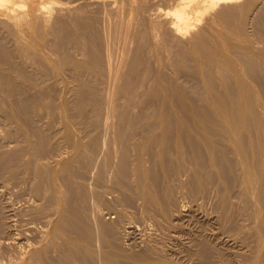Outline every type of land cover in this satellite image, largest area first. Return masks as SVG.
Segmentation results:
<instances>
[{
    "label": "bare ground",
    "instance_id": "obj_1",
    "mask_svg": "<svg viewBox=\"0 0 264 264\" xmlns=\"http://www.w3.org/2000/svg\"><path fill=\"white\" fill-rule=\"evenodd\" d=\"M144 1L0 0V64L6 68L0 114L31 135L27 152L34 168L29 164L26 171L33 169V208L41 223L35 230L47 245L40 250L32 241L28 264L45 263L50 252L57 253V264H179L171 256L181 244L194 264H220L208 227L189 242L182 224L198 217L197 205L211 189L221 190L216 196L226 222L220 225L228 227L233 244L249 235L243 218V225L237 221L252 220L248 232L255 243L246 247L252 254L241 256L244 264H264V0H171L167 9ZM216 27L219 38L212 33ZM164 44L169 53L184 50L181 57L174 49L178 56L168 61L176 80L184 72L189 78L173 88L176 94L168 90L172 103L159 106L145 76L152 45ZM221 47L243 74L234 71L239 66L231 70ZM207 62L219 75L214 68L207 73ZM196 64L208 68L202 87ZM174 151L181 159H173ZM218 179L223 189L212 186ZM186 197L191 203L200 198L198 212L186 209ZM233 205L241 214L235 224ZM149 227L169 228L168 241L159 231L145 235ZM139 229L143 234L134 237ZM186 234L188 243L182 242Z\"/></svg>",
    "mask_w": 264,
    "mask_h": 264
},
{
    "label": "rangeland",
    "instance_id": "obj_2",
    "mask_svg": "<svg viewBox=\"0 0 264 264\" xmlns=\"http://www.w3.org/2000/svg\"><path fill=\"white\" fill-rule=\"evenodd\" d=\"M145 1H148V0H145ZM144 1V2H145ZM150 1V0H149ZM152 1V0H151ZM169 1V2H168ZM170 1L171 0H153V2H155V3H153V5H152V7L154 8V9H156V7H157V9L159 8H161V9H167L168 7H169V5L171 4V6L170 7H173L174 5L172 4L173 2V0L171 1V3H170ZM159 2H161V3H159ZM154 4L155 5H157V6H154ZM161 5V6H160ZM173 5V6H172ZM160 6V7H159ZM169 7V8H170ZM1 22L2 21H0V32H1ZM218 22V21H217ZM3 23V22H2ZM219 26V25H218ZM217 26V27H218ZM217 27L214 29L215 30V32L213 31L212 33L214 34V33H216L217 32V34H216V36L218 35V38L219 37H221V32L219 31V29L217 30ZM2 29H3V27H2ZM218 32H220V34L218 33ZM215 35V34H214ZM136 42V41H135ZM11 42H9V44H10ZM12 47L14 46V43L13 44H10ZM165 45V46H164ZM164 45H161L160 47H162L161 49H160V47L158 48V46H156L155 48H154V46L152 45V47H153V49H154V51H155V53H154V51L152 50V53H150V57L148 58V59H152V60H150L149 61V67H151V68H149L148 69V71L150 72H148L146 75L147 76H145V77H147V79L145 78V82H147L146 83V85L148 86V85H152L153 87H154V89L152 88V86H150V94L153 96V99L152 100H154L153 101V103L155 104V103H157L156 105H158L159 104V106H160V103H161V100H166V101H163L164 103H166V102H170V103H172V100H173V98H174V96H172V94L174 93V94H176L175 92V90H177L178 89V87H179V83L182 85V84H185V82L186 81H184V80H186V78H187V80H188V78L189 77H187L186 76V74H185V72L183 73V74H181V78L180 77H178L177 78V80H176V76L175 75H173V74H175V65H174V62H173V64H172V62L171 61H168V60H173L172 59V57L173 56H178L177 54L179 53V56H181L182 57V55L184 54V50L183 49H178V52L176 51V49L177 48H174L173 47V51H172V53H171V51H170V53H169V50H167V46L166 45H168V44H164ZM134 46V45H133ZM170 47V45L168 46V49H170L169 48ZM164 48H166V49H164ZM171 48H172V46H171ZM174 49H175V51L177 52V54H175L176 52L174 51ZM162 50V51H161ZM167 50V51H166ZM221 50H222V52H223V55L225 56V58H226V62L227 63H229V67L231 68V66L234 68V67H238V68H234V71L236 70V71H241V73L243 74V71L241 70L242 69V67H241V65H239V63L237 64L234 60V62L236 63V65L235 64H233L232 65V59H231V57H230V55H228L227 53V51H226V48L225 47H221ZM181 51H183V54H182V52H181V54H180V52ZM211 52H212V50H211ZM160 53V54H159ZM165 53V54H164ZM169 53V54H168ZM156 55V56H155ZM165 55V56H164ZM194 55H196L195 57L198 59V58H201V56H200V54H198V56H197V54H193V56H192V58L194 57ZM172 56V57H171ZM175 56V57H176ZM160 58L162 61H160V59H158V58ZM166 57V58H165ZM175 57H174V59H175ZM130 59H132L131 57L129 58V62H127L128 64L130 63ZM160 61V63H159V61ZM201 60V59H200ZM164 61V62H163ZM175 61V60H174ZM161 62H162V66L160 65L161 64ZM233 62V63H234ZM169 63H171V64H169ZM208 64L207 65H209V66H207L206 65V67H208L209 68V71H208V68H206V70H204L205 69V65L203 66V65H201V67L200 66H198L197 64V66L200 68L199 69V71L197 72V69H198V67H196L197 69H196V73H195V81H198L197 82V85H199V86H203L201 83H203V84H205L206 83V77H204L205 75L207 76V73H209L213 68V70H216V67L215 66H217L216 64H213L212 62H207ZM231 63V64H230ZM166 66H165V65ZM211 64H212V66H211ZM0 65H2V66H0L1 68L3 67L4 68V70L3 69H1L0 71V73H3V72H5L6 71V68L4 67V64H0ZM168 65H169V67H170V65H171V67L170 68H168ZM6 66V65H5ZM153 66H155L154 68H153ZM214 66V67H213ZM167 67V68H166ZM165 68V69H164ZM233 68H231V70H233ZM154 70V71H152V70ZM164 69V73H166L165 75H167V73L168 74H170L171 72V74L170 75H167V76H164V73L162 72V70ZM169 69V70H168ZM203 70V71H200V70ZM168 70V71H167ZM167 71V72H166ZM208 71V72H207ZM234 71H232L233 72V76H234V78L237 76V75H234L235 73H234ZM235 71V72H236ZM154 72V73H153ZM201 72H203L202 74H201ZM207 72V73H206ZM213 73H214V71H212ZM217 72V70L215 71V73ZM152 73H153V75H152ZM197 73H200V74H197ZM205 73V74H204ZM218 73V75H219V72H217ZM236 73H238V72H236ZM240 73V74H241ZM156 74H158L157 75V77H156ZM197 74V75H196ZM151 75V76H150ZM172 75V76H171ZM201 77H200V76ZM204 75V76H203ZM217 74H216V79H218V81L220 80V78H219V76H218ZM238 75H239V73H238ZM149 76V77H148ZM162 76H164V77H162ZM218 76V77H217ZM159 77V78H158ZM165 77H169L168 79L166 78L165 79ZM239 77H242V76H239ZM155 79V80H154ZM161 81H160V80ZM183 80L184 81V83H183V81L181 82L180 80ZM200 79V80H199ZM204 79V80H203ZM148 80V81H147ZM150 80V81H149ZM156 81L155 83L157 84V85H154V81ZM164 80H167V81H164ZM170 80V81H169ZM200 81H202V82H200ZM217 81V83H219ZM153 82V83H152ZM165 82H167V85H166V83ZM170 82H172V83H170ZM175 84H174V83ZM220 82H221V80H220ZM151 83V84H150ZM168 83H170V87H168ZM177 83H178V85H177ZM165 84V85H164ZM160 85V86H159ZM147 86H145V88L147 89L148 87ZM173 86V87H172ZM177 86V87H176ZM165 87L167 88V92L169 93L170 91H168L169 89H171V92L173 91V93L171 94V92L169 93V95L167 96V92H166V89H165ZM174 87H176L175 89H173ZM156 88V89H155ZM160 88V89H159ZM163 90H162V89ZM144 89V88H143ZM142 89V90H143ZM145 89V90H146ZM149 89V88H148ZM142 90H140L141 92H142ZM155 92V94H154V92ZM158 91H162L161 93H162V95L161 94H156V93H160V92H158ZM166 92V93H164V92ZM175 91V92H174ZM163 93L165 94V95H163ZM171 94V95H170ZM156 95H160V96H158V97H161V98H159V100H158V97L156 96ZM164 96V97H163ZM166 96V97H165ZM162 97H163V99H162ZM171 97V98H170ZM157 98V99H156ZM121 101H123V99H119V101L118 102H120V103H122L123 104V102H121ZM156 101V102H155ZM160 101V102H159ZM166 105H169V104H166ZM170 106V105H169ZM172 111L174 112V111H176V108H173L172 109ZM3 115V114H2ZM0 116H1V114H0ZM1 118V120H0V264H28V262H29V259L31 258L30 256L33 254V250H34V248L33 247H35V245H33V247H32V245H31V242L32 241H34V242H32L33 244L35 243V242H38L39 241V243L37 244V243H35L36 244V246H39L40 245V243H41V245L38 247V248H40V250L42 249L41 248V246L44 248H47V245L45 246V243L44 242H41L40 240H42L41 238H40V232H38V231H36L35 230V226L36 227H38L37 225H41V223H40V219H39V216L37 217L36 216V210H35V208H33V207H35L34 205H35V198H34V195L32 194V184H33V177H32V172H33V169L31 170L32 172H30V174H29V172L28 171H26V169L27 168H31L30 166L32 165L33 166V168H34V164H31L33 161H30V160H32V158L30 159V156H29V154H28V152L27 151H29L30 152V150H29V148L31 149V146H30V140H29V138L31 137V135L29 134V136L28 135H26V136H24L25 135V132H27V131H23V130H26L25 129V127H23L24 129H22L21 127V129L19 128V126L20 125H17V124H15V123H20V122H18V120L17 119H14L13 121H11L10 120V118H7V119H9L10 120V122L8 121V120H6L5 118V116H1L0 117ZM55 119H57V118H55ZM6 120V121H5ZM57 120H59V119H57ZM56 120V121H57ZM8 121V122H7ZM14 124V125H12V123ZM8 123V124H7ZM22 123V122H21ZM58 123V122H57ZM10 124V125H9ZM9 127H8V126ZM13 128V129H12ZM10 129V130H9ZM19 130V131H18ZM9 131V132H8ZM18 131V132H17ZM23 131V132H22ZM10 132H12V134H9ZM20 132V133H19ZM6 133H8V134H6ZM15 133V134H14ZM24 133V134H23ZM29 132H27L26 134H28ZM14 134V135H13ZM18 134H21L22 136H19ZM8 135L11 137V135L13 136L12 138H8ZM15 137V138H14ZM23 137V138H22ZM26 138V140L28 141H26L25 140V138ZM28 138V139H27ZM15 139V140H14ZM19 139H21V140H19ZM24 140H25V142H24ZM23 141V142H22ZM27 142V143H26ZM24 143V144H23ZM29 143V144H28ZM25 144H27L26 146H25ZM10 145V146H9ZM18 145V146H17ZM6 147H8V148H6ZM19 147V148H18ZM26 147H27V149H26ZM17 151V152H16ZM21 151H23V152H21ZM26 151V152H25ZM175 152V153H174ZM173 152V154H172V157H173V159L174 160H177L176 159V157L178 158V160H179V158L181 159V155H179V153H177L176 151H174ZM18 153V154H17ZM20 153V154H19ZM24 153V155H22ZM25 154H27V155H25ZM176 156H175V155ZM12 158H11V157ZM22 156V157H21ZM175 156V157H174ZM180 156V157H179ZM10 159H8V158ZM17 158V160H20V161H17L16 160V158ZM19 158H22V159H19ZM6 159V160H5ZM7 159H8V161H7ZM25 159V160H24ZM28 159V160H27ZM12 160H13V163H12ZM4 161V162H3ZM11 161V163H9L8 164V162H10ZM31 163H30V162ZM6 162H7V164H6ZM29 162V163H28ZM152 162H154V159L152 160ZM19 163V164H18ZM6 164V165H5ZM29 164H31V165H29ZM29 165V167H27ZM11 166H13V167H11ZM8 167H9V169H8ZM27 167V168H26ZM11 169V170H10ZM21 170V171H19V170ZM23 169V170H22ZM29 169H27V170H29ZM15 170H17V171H19V172H17L18 174H20V175H17L16 174V172H15ZM13 171H14V174L16 175V177H12V174H13ZM30 171V170H29ZM22 173H23V175H22ZM14 174H13V176H14ZM28 174V175H27ZM11 175V176H10ZM19 176V177H18ZM31 176V177H30ZM28 177V178H27ZM185 177V178H184ZM16 178V179H15ZM32 178V179H31ZM183 179L185 180L186 179V176H183ZM46 180V179H45ZM217 181H219V179L218 180H216V182L214 183V184H212V186H214L215 187V185H222L223 186V184H222V181H219V182H221V183H217ZM14 182V183H13ZM47 182V181H46ZM7 183V184H6ZM25 185H24V184ZM217 183V184H216ZM18 185V186H17ZM218 185L216 186V190H218V188L220 189H223L222 187H218ZM30 186V187H29ZM218 187V188H217ZM21 188V189H20ZM213 188V187H212ZM29 189V190H28ZM178 189V190H177ZM179 189L181 190V187H179L178 188V185H177V188H176V191L178 192V194H180L179 192ZM211 189V188H210ZM175 191V194L177 193ZM211 192H215V193H211ZM221 193V190H218V191H215V190H213V189H211L210 190V192L208 193V194H205V195H209V194H211V196L209 197H206L205 195L203 196V195H201V196H203L202 197V199H204V201L202 200V199H200L201 198V196H199L200 198H198L197 199V201L195 202V203H191V201L192 202H194L193 201V198L192 197H186L185 199L187 200V199H189V200H187L188 202H189V204L188 203H186L185 201L182 203V204H185L187 207H186V209H190V210H192V209H194L195 210V208L197 209V212L199 211V209H198V207L200 208V211L198 212V214L200 215H198V217L196 216V217H193V218H189L190 220H188V218L185 220V221H182V224H184V227H185V229H186V231H188V233H190V235L192 236H197V235H194V234H196L195 233V231H198V230H202L203 228L202 227H204V228H207V230H208V232H207V235H208V238H209V240H210V242H211V244L213 243V247L214 248H216L217 249V251L219 250V252H220V256L222 257H220L221 258V260L219 261L220 262V264H224V262H225V264H244V261H242V257H243V259H245L246 258V255L247 254H252V248H251V250L250 249H246V247L248 248H250V246H254V243H255V238H254V240H253V238H250L251 237V235H252V233H250V232H248V230H249V227L251 228V226H252V220H250V219H246V218H244L245 216H242L241 217V220H242V218H243V220L245 221V223L243 222V220L242 221H237V219L236 218H240L239 217V215H238V213L239 212H237L236 211V208H237V205L238 204H240V201H238L239 203H237V205H233V209H234V211H233V209H232V221H233V223L235 222V221H237V223H240L239 225H241L242 224V222H243V226L245 227V230H246V232H247V234H249L250 235V237H249V235H247L246 236V240L245 241H241L242 242V244H241V242L240 241H236V243H234L233 244V242H235L231 237V233H227V232H229L228 231V227L226 228V226H224L225 224V217H224V211H223V207H222V200H221V194H220V198L218 199V195L219 194H217V193ZM26 194V195H25ZM29 194V195H28ZM177 194V195H178ZM214 195V196H213ZM217 195V196H216ZM26 196V197H25ZM29 196H31V197H29ZM176 196V195H175ZM216 196V197H215ZM180 197V196H179ZM208 198V199H206L205 200V198ZM212 197V198H211ZM33 199V200H32ZM184 199V198H183ZM181 197H180V200L179 201H181V200H183ZM199 199H200V204H196V203H198V201H199ZM220 200V201H219ZM11 201V202H10ZM29 201V202H28ZM234 201H236L237 202V199L236 200H234ZM20 202V203H19ZM34 204H33V203ZM203 202V203H202ZM207 202V203H206ZM235 202V203H236ZM30 203H31V205H30ZM181 203V202H180ZM235 203H233V204H235ZM188 204V205H187ZM193 205V207H192V205ZM198 206V207H196V205ZM202 204V205H201ZM213 204V205H212ZM221 204V205H220ZM191 207H190V206ZM205 205V206H204ZM220 205V206H219ZM5 206V207H4ZM13 206V207H12ZM31 206V207H30ZM201 206H203L202 208H201ZM219 206V207H218ZM239 206V205H238ZM189 207V208H188ZM31 208H33L34 209V211H33V209H31ZM204 209V210H203ZM236 211V212H235ZM218 212H219V214H218ZM237 214V216L235 217V213ZM19 214V215H18ZM202 214H204V216L202 215ZM220 214L223 216H220ZM240 214V213H239ZM208 215V217L207 218H205L206 216ZM231 215H230V217H231ZM241 215V214H240ZM11 216V217H10ZM36 216V217H35ZM112 216H114V215H111V217ZM219 216V217H218ZM202 217H204V218H202ZM234 217V218H233ZM33 218V219H32ZM199 218V219H198ZM219 218H221V219H219ZM37 219H39V220H37ZM205 219V220H204ZM223 219H224V221H223ZM229 217H228V221H229ZM234 219H235V221H234ZM200 220V221H199ZM204 220V221H203ZM215 220H216V222H215ZM238 220H240V219H238ZM14 221H15V223H14ZM34 221H36V222H34ZM115 221V220H114ZM191 221H193V222H191ZM203 221V222H202ZM218 221V222H217ZM221 221V222H220ZM231 221V220H230ZM20 222V223H19ZM32 222V223H31ZM189 222V223H188ZM197 224H199V225H197ZM26 223V224H25ZM219 223V224H218ZM224 224L223 226L222 225H220V224ZM236 223V224H237ZM249 223H250V225H249ZM15 224H17V225H15ZM31 224H33V225H31ZM193 224V225H192ZM195 224H196V226H195ZM235 224V223H234ZM193 227H192V226ZM206 225H208V226H206ZM216 225V226H215ZM221 227H220V226ZM9 226V227H8ZM22 226V227H21ZM33 226H34V228H33ZM189 226L191 227L190 229H188L189 228ZM201 227V229H200V227ZM21 227V228H20ZM31 227V228H30ZM209 227H210V229H209ZM246 227H248V228H246ZM30 228V229H29ZM153 228H155V227H149V229L148 230H145L143 233L145 234V232L147 233V231H148V234H157L158 235V233H159V235H164L163 237L165 238V237H169V234L171 233L170 232V229L168 228H165V229H161L160 231L158 230V229H160V228H158L157 229V232H156V228H155V230H153ZM199 228V229H198ZM211 228H212V230H211ZM215 230H214V229ZM28 231H27V230ZM34 229V230H33ZM151 229V230H150ZM192 229H194V230H192ZM29 230H30V232H29ZM190 230V231H189ZM192 230V231H191ZM219 230V231H218ZM225 230V231H224ZM250 230H252V228L250 229ZM142 231H143V229H139V230H137V232L135 233V234H133L134 235V237H136V236H139L141 233H142ZM169 231V232H168ZM200 231H199V234H200ZM212 231V232H211ZM221 231V232H220ZM13 232V233H12ZM22 232V233H21ZM28 232H29V234H28ZM36 232V233H35ZM141 232V233H140ZM155 232V233H154ZM194 232V233H193ZM223 232V233H222ZM20 233H21V235H20ZM142 233V234H143ZM198 233V232H197ZM221 233V234H220ZM14 234V235H13ZM35 234V235H34ZM141 234V235H142ZM166 234V235H165ZM168 234V235H167ZM39 235V236H38ZM136 235V236H135ZM145 235H147V234H145ZM190 235H185V236H183L182 237V242L183 241H185L187 238H188V236L190 237ZM224 235V236H223ZM229 237H228V236ZM32 236V237H31ZM193 236L192 237H190L189 238V240L187 239L186 241H187V243H188V241L189 242H191L192 241V239H193ZM22 237V238H21ZM35 237L37 238V239H35ZM141 237V236H140ZM253 237V236H252ZM137 238H139V237H137ZM163 238V239H164ZM186 238V239H185ZM217 238V239H216ZM249 238H250V240H249ZM18 241H17V240ZM166 240H167V238H165ZM164 239V240H165ZM169 239V238H168ZM185 239V240H184ZM215 239H216V241H215ZM220 239V240H219ZM251 239L253 240V241H251ZM36 240V241H35ZM166 240H165V242H166ZM227 240H228V242H227ZM16 241V242H15ZM24 241V242H23ZM124 241V243L126 244L125 246H127L128 248L127 249H130V250H133L132 248H133V246H131V245H129L128 244V240H126L127 242H125V240H123ZM122 241V242H123ZM168 241V240H167ZM185 241V242H186ZM215 241V242H214ZM248 241V243H246L245 244V242H247ZM25 242H27V243H25ZM184 242V243H185ZM240 242V244H237V243H239ZM249 242H250V244H249ZM24 245H22V244ZM42 243H44V245L42 244ZM187 243H185V244H187ZM251 243H252V245H251ZM10 244V245H9ZM19 244V245H18ZM218 244V245H217ZM245 244V246H243L242 247V245H244ZM248 244H249V246H248ZM17 247H16V246ZM217 245V246H216ZM247 245V246H246ZM31 246L32 248H29V247ZM220 246H222V247H220ZM13 247V248H12ZM25 247V248H24ZM27 247H28V250H26L25 251V249H27ZM231 247V248H230ZM245 247V248H244ZM126 248V247H125ZM178 248H179V250L177 249V252H175V253H177L176 255H180V254H182L183 253V255H181L180 257L179 256H174V254H173V256H171V258L173 257L174 258V260L177 262V263H179V264H190L192 261V263L191 264H194V260H192V259H188V258H191L190 257V255H189V257H187L186 255V253L185 252H183V251H185L184 249H183V245L181 244L180 246H178ZM220 248V249H219ZM236 248V249H235ZM24 249V250H23ZM31 249V250H30ZM247 251H246V250ZM237 250V251H236ZM248 250H250V251H248ZM180 251V252H179ZM224 251V252H223ZM245 253H244V252ZM51 253V254H50ZM49 253V256L50 257H47V260L45 259L46 257H43V259H42V262L44 261L46 264H57V263H55V262H52V261H54L53 259L54 258H56L55 256H58L57 255V253L56 252H50ZM242 253V254H241ZM55 255L54 257H53V255ZM186 254V255H185ZM237 254V255H236ZM243 254L245 255V257L243 256ZM8 255V256H7ZM52 255V256H51ZM230 256V257H229ZM242 256V257H241ZM22 258V259H19V258ZM30 257V258H29ZM51 257H53V258H51ZM187 257V258H186ZM225 257V258H224ZM264 257V256H263ZM51 258V259H50ZM172 258V259H173ZM178 258V259H177ZM224 258V259H223ZM17 259V260H16ZM19 259V260H18ZM48 259H50V260H48ZM185 259V260H184ZM223 259V260H222ZM226 259V260H225ZM178 260H179V262H178ZM189 260V261H188ZM192 260V261H191ZM241 260V261H240ZM20 261V262H19ZM51 261V262H50ZM183 261V263H181ZM187 261V262H186ZM224 261V262H223ZM223 262V263H222ZM45 263H43V264H45ZM263 263H264V258H263Z\"/></svg>",
    "mask_w": 264,
    "mask_h": 264
}]
</instances>
